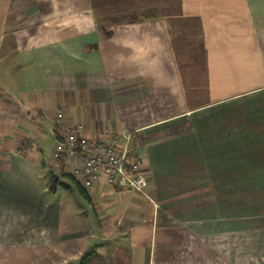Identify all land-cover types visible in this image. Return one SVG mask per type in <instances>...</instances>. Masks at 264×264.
I'll return each mask as SVG.
<instances>
[{
  "label": "crops",
  "instance_id": "crops-1",
  "mask_svg": "<svg viewBox=\"0 0 264 264\" xmlns=\"http://www.w3.org/2000/svg\"><path fill=\"white\" fill-rule=\"evenodd\" d=\"M58 109L149 196L81 187L67 229ZM0 264H264V0H0Z\"/></svg>",
  "mask_w": 264,
  "mask_h": 264
},
{
  "label": "built area",
  "instance_id": "built-area-1",
  "mask_svg": "<svg viewBox=\"0 0 264 264\" xmlns=\"http://www.w3.org/2000/svg\"><path fill=\"white\" fill-rule=\"evenodd\" d=\"M55 117L53 159L65 168L84 189L105 182L114 189H131L149 196V179L141 160L130 156L131 136L88 137L84 123H71L62 109Z\"/></svg>",
  "mask_w": 264,
  "mask_h": 264
},
{
  "label": "rangeland",
  "instance_id": "rangeland-1",
  "mask_svg": "<svg viewBox=\"0 0 264 264\" xmlns=\"http://www.w3.org/2000/svg\"><path fill=\"white\" fill-rule=\"evenodd\" d=\"M44 135L42 133V136H40V138L38 139L39 141H37V145H39L40 148L42 149V157H44L46 159V161L55 162L53 159V156H52L54 140L51 136V133H50V135H45V136ZM57 170H58V168H57ZM67 173H69V172L67 171ZM48 179H49V177H48ZM73 192H74V195L69 193V192H65L64 209H66V210L69 209L68 205H71V207H73V208L77 207L79 210L82 211L81 212L82 216L76 218V220L73 221L75 224L72 223L73 224L72 226H74V227H72L71 225L67 226L68 223H65V226H67V229H73L75 227L79 228L80 226H82V224H88V226H90L91 225L92 211L89 208L88 203L84 200L83 196L80 195L79 191L77 190V188L75 186L73 187ZM65 215H66V212H65ZM65 215H64V217H65ZM70 227H72V228H70Z\"/></svg>",
  "mask_w": 264,
  "mask_h": 264
},
{
  "label": "trees",
  "instance_id": "trees-1",
  "mask_svg": "<svg viewBox=\"0 0 264 264\" xmlns=\"http://www.w3.org/2000/svg\"><path fill=\"white\" fill-rule=\"evenodd\" d=\"M60 166L63 168V164L60 162ZM49 186L48 188L51 191H55L58 187L62 188H70L72 186H75L79 191L83 192L81 186L76 182L74 177H72L70 174H67L65 172H62L61 177H59L56 174H51L49 178Z\"/></svg>",
  "mask_w": 264,
  "mask_h": 264
}]
</instances>
